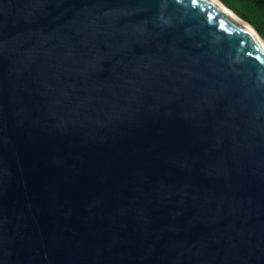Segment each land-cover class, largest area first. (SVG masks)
<instances>
[{
	"label": "water",
	"instance_id": "95a60500",
	"mask_svg": "<svg viewBox=\"0 0 264 264\" xmlns=\"http://www.w3.org/2000/svg\"><path fill=\"white\" fill-rule=\"evenodd\" d=\"M258 35L216 0H0V264H264Z\"/></svg>",
	"mask_w": 264,
	"mask_h": 264
},
{
	"label": "trees",
	"instance_id": "16d2710c",
	"mask_svg": "<svg viewBox=\"0 0 264 264\" xmlns=\"http://www.w3.org/2000/svg\"><path fill=\"white\" fill-rule=\"evenodd\" d=\"M264 38V0H221Z\"/></svg>",
	"mask_w": 264,
	"mask_h": 264
},
{
	"label": "bare ground",
	"instance_id": "6f19581e",
	"mask_svg": "<svg viewBox=\"0 0 264 264\" xmlns=\"http://www.w3.org/2000/svg\"><path fill=\"white\" fill-rule=\"evenodd\" d=\"M216 1H218L226 9H228L231 13H233L238 19H240L244 24H246L260 38V36L258 35L259 33L245 19L240 17L236 12H234L231 8H229L227 5H225L221 0H216Z\"/></svg>",
	"mask_w": 264,
	"mask_h": 264
}]
</instances>
